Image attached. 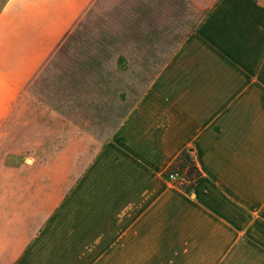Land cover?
<instances>
[{
	"label": "crops",
	"instance_id": "obj_1",
	"mask_svg": "<svg viewBox=\"0 0 264 264\" xmlns=\"http://www.w3.org/2000/svg\"><path fill=\"white\" fill-rule=\"evenodd\" d=\"M205 9L168 62L135 80L72 183L70 161L35 158L40 109L54 107L39 101L38 56L16 41L23 0H0V264H236L255 250L264 0ZM184 150L199 172L188 189L166 177Z\"/></svg>",
	"mask_w": 264,
	"mask_h": 264
},
{
	"label": "rangeland",
	"instance_id": "obj_2",
	"mask_svg": "<svg viewBox=\"0 0 264 264\" xmlns=\"http://www.w3.org/2000/svg\"><path fill=\"white\" fill-rule=\"evenodd\" d=\"M206 6L210 0H23L16 41L24 55L38 56L39 101L54 107L40 109L35 158L70 161L77 181L79 164L90 162L133 102L135 80L162 68L196 33ZM187 154L166 173L185 189L199 175ZM255 240L236 264L264 261V231Z\"/></svg>",
	"mask_w": 264,
	"mask_h": 264
},
{
	"label": "trees",
	"instance_id": "obj_3",
	"mask_svg": "<svg viewBox=\"0 0 264 264\" xmlns=\"http://www.w3.org/2000/svg\"><path fill=\"white\" fill-rule=\"evenodd\" d=\"M187 156H188L187 151H186V150L182 151V152L176 157V159L174 160V162L172 163V165H171L169 171L172 169V167H173L178 161H180L183 157H187ZM177 164H178V163H177ZM178 165H179V164H178Z\"/></svg>",
	"mask_w": 264,
	"mask_h": 264
},
{
	"label": "built area",
	"instance_id": "obj_4",
	"mask_svg": "<svg viewBox=\"0 0 264 264\" xmlns=\"http://www.w3.org/2000/svg\"><path fill=\"white\" fill-rule=\"evenodd\" d=\"M173 176H174L173 174L170 175V177H173Z\"/></svg>",
	"mask_w": 264,
	"mask_h": 264
}]
</instances>
